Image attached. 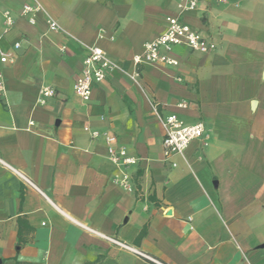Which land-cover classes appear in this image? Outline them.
I'll use <instances>...</instances> for the list:
<instances>
[{
	"label": "crops",
	"instance_id": "crops-1",
	"mask_svg": "<svg viewBox=\"0 0 264 264\" xmlns=\"http://www.w3.org/2000/svg\"><path fill=\"white\" fill-rule=\"evenodd\" d=\"M36 1L45 11L32 23L22 9ZM184 5L0 0V264H156L104 236L164 264H264V0ZM48 15L61 30L49 29ZM169 16L216 48L175 46L179 65H137ZM85 45L118 65L89 101L74 89ZM44 86L56 94L42 101ZM173 113L205 132L166 157L163 119ZM111 146L137 163L116 165ZM125 173L132 191L114 179Z\"/></svg>",
	"mask_w": 264,
	"mask_h": 264
},
{
	"label": "built area",
	"instance_id": "built-area-1",
	"mask_svg": "<svg viewBox=\"0 0 264 264\" xmlns=\"http://www.w3.org/2000/svg\"><path fill=\"white\" fill-rule=\"evenodd\" d=\"M200 0H185L184 7L187 9H195L198 7ZM45 9L39 2L27 3L23 6L22 15H31L30 21L35 23V18L32 16L37 12H44ZM5 17V30H9L14 24V18L9 10L4 12ZM49 29L52 31L61 30L59 22L52 16L48 15ZM15 46H20L19 42L15 43ZM175 46H187L193 51H199L203 53L211 52L216 48V43L203 35L200 31L194 29L190 24L181 19L180 16H169L167 18V29L161 35L154 39L148 40L144 44L143 51L135 56V63L137 65L143 63H161L167 65L177 66L179 61L172 55V50ZM62 49H66L65 46ZM86 55L82 63L81 74L75 81L74 89L77 95L84 101H89L92 97L94 85L103 82L113 71L118 67L116 61L104 50V48L97 45H85ZM11 60L8 55L1 57L2 63H7ZM5 91V77L0 70V94ZM56 94V89L52 86H44L41 90V95L44 101L45 97H51ZM180 106L186 107L188 104L186 101L179 103ZM152 107L156 113H158V107L156 102H152ZM165 128L164 138V154L166 157L174 154H183L190 143L198 138H201L205 132V126L203 122H196L188 124L175 113L168 115L163 119ZM92 136H99L97 130L92 131ZM106 140L109 144L117 142V138L114 135H107ZM110 159L118 166L128 167L137 163L138 158L130 155L124 146L115 148L113 146L109 149ZM0 162L3 160L0 158ZM22 180L36 189H39L31 179L25 174L17 171ZM124 190L132 191L133 185L130 180V176L125 173L122 177L116 176L114 178ZM91 231L95 230L88 228ZM113 243L126 248L139 256L150 260L156 264H164L152 256L144 253L138 248L126 244L117 238L104 236Z\"/></svg>",
	"mask_w": 264,
	"mask_h": 264
}]
</instances>
